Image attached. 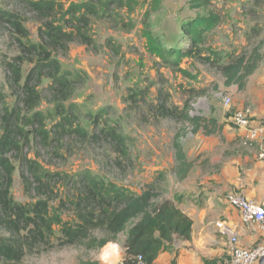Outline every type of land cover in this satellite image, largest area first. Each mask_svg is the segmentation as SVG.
Listing matches in <instances>:
<instances>
[{
    "label": "rangeland",
    "instance_id": "obj_1",
    "mask_svg": "<svg viewBox=\"0 0 264 264\" xmlns=\"http://www.w3.org/2000/svg\"><path fill=\"white\" fill-rule=\"evenodd\" d=\"M22 1L26 0H0V12L17 15L27 35L24 38L9 24L0 25V110L6 106L12 109L20 92L8 85L4 70L6 61L12 62L22 54L18 39L25 43L39 42L38 30L42 25L39 16ZM55 1L69 9L71 5L92 0ZM196 3V0H125V7H113L109 13L90 18L88 31L93 45L72 43L67 53L57 56L62 75L76 82L71 99L63 103L68 113L58 108L54 93L48 90L47 77L38 86L36 82L33 84L40 93V101L34 109L21 104L22 115L27 119L35 113L43 115L49 140L45 142L34 135L28 140L21 138L19 150L9 155L16 168L11 189L15 203L29 204L51 198L52 214L60 213L64 220L74 219L71 203L77 194L76 180L87 171L137 193L154 185L164 198L173 199L181 187L208 181L207 170L201 169L206 158L204 154L195 158V153L237 151L230 148L227 140L238 129L232 124V114L238 109H249L252 113L251 107L242 108L241 91L237 86H226L220 65L213 61L191 56L179 59L171 55L166 60L151 55L144 36V23L149 22L157 31L166 49L178 51L192 44L183 26L196 18L219 17L220 24L204 35L202 56L212 59L216 52L226 62L232 57H250L255 48L264 53V0H213L208 8ZM26 59L32 58L26 56ZM33 67L29 61L23 65L24 80ZM227 98L231 99L229 105ZM189 101L192 115L206 119L213 116L218 125L227 126V130L213 135L206 143L202 133H193L190 124L164 118L158 113L163 103L171 109L182 110ZM63 119H67V131L82 129L86 137L58 131L57 125ZM16 124L23 127L21 120ZM2 126L0 124V131ZM38 129L39 125L28 127L29 131ZM109 131L125 139L133 164L120 162L118 144L106 136ZM177 134L183 136L187 159L195 161L192 176L184 182L175 172L173 143ZM242 145V148L248 147L243 140ZM25 159L33 161L34 170L25 168ZM62 201L67 207L62 206ZM55 233L60 237L58 226ZM7 236L0 228V237ZM55 240L52 248L29 253L21 264H79L81 259L103 264L113 245L105 250L86 252L83 248L58 247Z\"/></svg>",
    "mask_w": 264,
    "mask_h": 264
},
{
    "label": "trees",
    "instance_id": "obj_2",
    "mask_svg": "<svg viewBox=\"0 0 264 264\" xmlns=\"http://www.w3.org/2000/svg\"><path fill=\"white\" fill-rule=\"evenodd\" d=\"M212 1L196 0V6L208 8ZM22 2L39 16L42 25L38 30L39 42L25 43L18 39L22 54L12 62L6 61L4 64L8 85L12 89H20V92L12 109L6 106L0 110V124L3 125L0 131V228L9 235L0 237V264H21L29 253L52 248L53 239H56L58 247L83 248L86 252L101 250L109 244H118L124 250L123 264H138L140 258L144 264H154L162 253L175 252L174 244L177 238H191L193 221L179 208L184 200L183 196L175 201L164 198V194L154 185H148L141 193H137L128 187L109 183L87 171L79 174L76 180L77 194L71 203L74 219L64 220L60 213L52 214L51 198L39 199L29 204L13 201L11 189L16 168L9 155L19 150L21 138L28 140L34 135L45 142L49 140L43 115L35 113L27 119L28 117L22 115L21 104L34 109L40 101L37 86L47 77L50 80L48 90L54 93L58 108L62 109V113H68L69 109H66L63 103L71 99L76 82L62 75L57 56L67 53L72 43L92 46L93 40L88 31L90 18L97 17L100 13H109L113 7L126 6L125 0H92L80 5H71L69 9H65L55 0ZM3 24H9L18 34L27 38L17 15L0 12V25ZM144 24V36L147 38L148 52L151 55L166 60L171 55L179 59L191 56L203 61H213L220 65L226 86H237L240 91L245 89L250 76L255 73L263 59L259 48H255L250 57H232L226 62H223L224 59L216 52L214 58H204V35L220 24L219 17L196 18L183 26L192 44L190 48L178 51L173 48L166 49L151 24L147 21ZM26 56L32 59L27 60ZM27 61L34 67L24 80L22 67ZM35 82L37 86L33 85ZM191 111V101L187 102L182 110L171 109L164 103L158 109L159 115L164 118L190 124L195 135L202 133L212 136L222 130L223 127L218 125L215 117L206 119L192 115ZM212 113L215 114L214 108ZM67 119L58 123V131L74 133L85 138L86 132L82 129L67 131ZM253 119L258 120L254 117ZM18 120L22 121L23 127L16 124ZM33 125H39V129L29 131L28 127ZM106 136L118 144L121 152L120 162L125 160L133 164L125 139L114 131H109ZM182 139L183 136L177 134L173 143L176 150L175 172L180 181L186 180L195 166V161L187 159ZM23 162L26 169L34 170L32 160L25 159ZM22 176L27 183L28 179L24 173ZM62 206L67 207V204L62 201ZM56 226L60 228V237H56ZM122 237L124 240H121ZM79 264L102 263L81 259ZM172 264H176V260Z\"/></svg>",
    "mask_w": 264,
    "mask_h": 264
},
{
    "label": "crops",
    "instance_id": "obj_3",
    "mask_svg": "<svg viewBox=\"0 0 264 264\" xmlns=\"http://www.w3.org/2000/svg\"><path fill=\"white\" fill-rule=\"evenodd\" d=\"M262 55L258 69L250 76L245 89L240 92L242 108L251 107L252 116L258 120L264 119L263 52ZM227 128L225 126L221 131ZM243 133L237 129L230 139L227 138L230 148L234 147L241 153H195V158H199L201 154L206 158L201 169L207 170L208 181L206 184L192 182L190 187H181L173 199H170L175 201L180 196L184 197L179 208L193 221L191 238H177L174 244L175 252L162 253L154 264H172L174 260L176 264H228L231 258V236H236L240 245L246 248L262 242V231L255 225H245L239 211L227 200L231 193H242L264 205V162L258 158L256 148H242ZM202 136L206 143L213 137L203 134ZM194 169L195 166L188 178L192 176ZM210 169H213L211 173ZM217 223H223L229 233H223L216 226ZM109 245L103 250L108 249ZM108 251L109 257L103 264H123L124 250L120 245L113 244Z\"/></svg>",
    "mask_w": 264,
    "mask_h": 264
},
{
    "label": "built area",
    "instance_id": "obj_4",
    "mask_svg": "<svg viewBox=\"0 0 264 264\" xmlns=\"http://www.w3.org/2000/svg\"><path fill=\"white\" fill-rule=\"evenodd\" d=\"M226 103L231 104L227 98ZM232 123L242 130L243 144L257 149L258 158L264 162V119L254 120L249 109H238L232 117ZM228 203L239 211L245 225L257 226L263 234L262 242L246 248L240 245L236 236H231V258L228 264H263L264 262V205L249 199L242 193H231ZM223 233H229L223 223L216 225ZM138 264H144L142 259Z\"/></svg>",
    "mask_w": 264,
    "mask_h": 264
},
{
    "label": "water",
    "instance_id": "obj_5",
    "mask_svg": "<svg viewBox=\"0 0 264 264\" xmlns=\"http://www.w3.org/2000/svg\"><path fill=\"white\" fill-rule=\"evenodd\" d=\"M264 262V261H263ZM264 264V263H263Z\"/></svg>",
    "mask_w": 264,
    "mask_h": 264
}]
</instances>
